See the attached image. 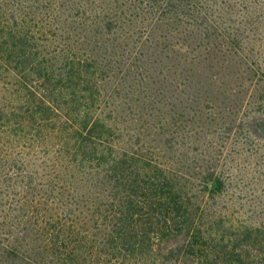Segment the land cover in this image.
<instances>
[{"label":"trees","instance_id":"1","mask_svg":"<svg viewBox=\"0 0 264 264\" xmlns=\"http://www.w3.org/2000/svg\"><path fill=\"white\" fill-rule=\"evenodd\" d=\"M132 1L0 0V264H264V202L169 158L123 84Z\"/></svg>","mask_w":264,"mask_h":264},{"label":"rangeland","instance_id":"2","mask_svg":"<svg viewBox=\"0 0 264 264\" xmlns=\"http://www.w3.org/2000/svg\"><path fill=\"white\" fill-rule=\"evenodd\" d=\"M130 9L116 31L117 68L132 100L163 117L155 141L179 163L226 168L236 208L259 219L264 0H133Z\"/></svg>","mask_w":264,"mask_h":264}]
</instances>
